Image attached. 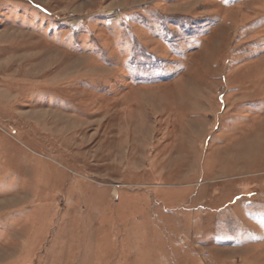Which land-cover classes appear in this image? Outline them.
Segmentation results:
<instances>
[{
	"label": "rangeland",
	"instance_id": "1",
	"mask_svg": "<svg viewBox=\"0 0 264 264\" xmlns=\"http://www.w3.org/2000/svg\"><path fill=\"white\" fill-rule=\"evenodd\" d=\"M0 264H264V0H0Z\"/></svg>",
	"mask_w": 264,
	"mask_h": 264
}]
</instances>
